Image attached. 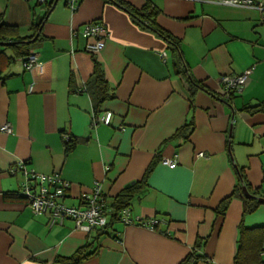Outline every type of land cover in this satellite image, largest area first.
Returning a JSON list of instances; mask_svg holds the SVG:
<instances>
[{
	"label": "crops",
	"instance_id": "crops-1",
	"mask_svg": "<svg viewBox=\"0 0 264 264\" xmlns=\"http://www.w3.org/2000/svg\"><path fill=\"white\" fill-rule=\"evenodd\" d=\"M66 1L55 2L28 45L39 63L32 71L11 40L0 43V126H12L0 131V264H63L59 258L82 248L87 256L78 264H179L197 245L196 264H234L242 230H264V202L244 212L233 195L222 209L240 174L257 192L247 187L250 193L264 197V0H253L261 9L215 0H78L74 11ZM145 3L155 10L151 21L179 40L187 73L169 43L124 6ZM42 6L0 0V18L26 37ZM92 20L108 31L97 54L85 50L80 33ZM96 63L109 93L98 111L111 112L109 124L94 122ZM243 72L242 90L221 96L220 77ZM19 162L67 182L68 206L99 183L108 206L123 193L132 217L160 222L149 228L111 218L102 233L69 218L49 226L17 193L23 177L8 169Z\"/></svg>",
	"mask_w": 264,
	"mask_h": 264
},
{
	"label": "built area",
	"instance_id": "built-area-1",
	"mask_svg": "<svg viewBox=\"0 0 264 264\" xmlns=\"http://www.w3.org/2000/svg\"><path fill=\"white\" fill-rule=\"evenodd\" d=\"M38 1L43 4L47 0ZM77 2L78 0H67L66 5L70 10L74 11L77 8ZM215 2L224 5L261 9V4L253 0H215ZM80 33L88 40L85 50L90 54H97L104 47L105 39L108 35L106 26L97 20L84 23ZM160 56L166 58V52L160 53ZM20 61L23 67L30 71L39 66L37 57L32 52L21 56ZM246 79L247 74L245 72L221 76L219 79L221 95L229 99L234 93L240 92ZM111 115L110 111L98 113L94 115V122L109 124ZM0 131L11 133V124L9 122L4 123L0 126ZM70 139V136H65V142L70 141ZM197 155L204 156V153L198 152ZM161 162L170 168L177 165L176 159L163 158ZM8 172L11 175L17 172L21 173L23 178L17 193L26 200L27 206L33 214H46L48 216L49 226L61 223L64 219L69 218L74 221L76 227L82 230L88 232L100 230L104 232L113 215H115V219L120 220L124 224H138L149 228H154L160 222L156 218H134L131 216L128 207L114 211L112 207L106 204L99 183H95L90 192L82 195L80 205L68 206L62 201L68 184L56 174L46 175L38 173L32 169H27L23 162L10 166ZM115 239L118 243H122L118 237ZM211 264L214 263L211 262Z\"/></svg>",
	"mask_w": 264,
	"mask_h": 264
},
{
	"label": "trees",
	"instance_id": "trees-1",
	"mask_svg": "<svg viewBox=\"0 0 264 264\" xmlns=\"http://www.w3.org/2000/svg\"><path fill=\"white\" fill-rule=\"evenodd\" d=\"M57 0H50L43 3V9L46 10L44 15L40 18L39 21H37L35 24L31 26V28L34 30V33L26 36V37H18L15 34V28L13 26L8 25L6 22H3L0 18V43H4L1 40H7L9 39L10 45L13 46L16 50V52L23 56L26 55L28 50V45L31 42V39L33 37L38 38L41 33V28L43 25V21L45 19L46 14L49 12V10L52 8L54 3ZM114 2H118L119 4H123L120 0H111ZM125 8L130 12L132 18L134 21L147 28L153 29L155 32H157L159 35H161L170 45V49L176 54L177 57V65L180 68V72H186L184 62L182 59V55L180 53V47H179V40L172 36L167 31L159 28L155 25L154 21H151V17L155 14V10L152 9V7L145 3L139 10L130 7L128 5H124ZM187 73V72H186ZM192 83L193 89L195 87H198V83H196L194 80L190 79ZM201 87V86H199ZM90 88H92V95L95 100V110L97 115L99 113L98 107L99 104L103 99L106 97H109V93L106 89L105 80L103 77L102 70L99 68L98 64L96 63L94 70L92 72L91 77V85ZM221 95V94H220ZM222 96V95H221ZM232 96V95H231ZM252 108L258 109L260 108V105H255ZM66 144V150H70L73 146V143L70 141L65 142ZM243 176L240 174L239 176V184L234 188L231 195L228 196L223 200L222 203V209L225 208L228 200L233 195H239L243 202V211L244 212H250L256 208V206L259 204V201L257 200V197H255L253 194L257 193L255 191H251L250 188L248 189L253 193L252 196L246 197L242 192V185H243ZM129 201V197L125 196V194H119L116 196L114 204L111 206L114 211H117L123 207H127ZM115 219V215H113L112 220ZM97 233H102L103 231L95 230ZM243 236L241 238L238 252L234 258V264H262L264 261H262L259 257V252L261 249V243L262 238H264V230L259 232H246L242 230ZM199 246L197 245L196 248L194 247L192 252H190L183 260L180 261L179 264H196L199 259H201L203 256L197 252L199 250ZM84 250L83 248L79 250L76 254L70 257L66 258H59L58 261L62 262L63 264H78L82 259H84L87 255L83 254Z\"/></svg>",
	"mask_w": 264,
	"mask_h": 264
},
{
	"label": "water",
	"instance_id": "water-1",
	"mask_svg": "<svg viewBox=\"0 0 264 264\" xmlns=\"http://www.w3.org/2000/svg\"><path fill=\"white\" fill-rule=\"evenodd\" d=\"M55 4V3H54ZM133 183V182H131ZM128 186V185H127ZM242 192L246 197L252 196V194L248 191L247 187L245 185L242 186ZM257 200L259 202H264V197H257Z\"/></svg>",
	"mask_w": 264,
	"mask_h": 264
}]
</instances>
